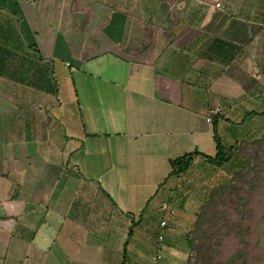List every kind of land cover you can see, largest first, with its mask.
Returning <instances> with one entry per match:
<instances>
[{"label":"crops","instance_id":"0c3cea01","mask_svg":"<svg viewBox=\"0 0 264 264\" xmlns=\"http://www.w3.org/2000/svg\"><path fill=\"white\" fill-rule=\"evenodd\" d=\"M263 149L264 0H0V264H190Z\"/></svg>","mask_w":264,"mask_h":264},{"label":"rangeland","instance_id":"374dc122","mask_svg":"<svg viewBox=\"0 0 264 264\" xmlns=\"http://www.w3.org/2000/svg\"><path fill=\"white\" fill-rule=\"evenodd\" d=\"M264 156V149L261 151ZM264 163H258V169L237 175V191L232 197L225 198V204L219 206L220 217L209 210L208 219L218 222L221 260L226 259L238 248L246 254L241 264H264ZM236 188V187H235ZM217 218V219H216ZM233 223L235 226H233Z\"/></svg>","mask_w":264,"mask_h":264},{"label":"trees","instance_id":"16d2710c","mask_svg":"<svg viewBox=\"0 0 264 264\" xmlns=\"http://www.w3.org/2000/svg\"><path fill=\"white\" fill-rule=\"evenodd\" d=\"M218 145V153L215 157L208 156L204 154L209 160L215 163H222L229 154L226 152L225 148L222 146V143L217 141ZM201 153L198 150L185 153L179 157L172 158L170 161L171 164V175H179L186 172L193 160L194 157ZM228 154V155H227ZM241 173H237L233 181L227 185L221 186L215 189L209 202L204 206L203 210L199 215L198 222L193 231L192 237L190 239V244L193 249V258L190 264H241L247 263L244 261V255L246 252L240 250L239 248L232 253L229 257L224 260H221L220 252H221V243L222 240L220 238H215L220 234L221 228H217L218 222L213 219H208L209 210L214 209V214H218L220 217L223 216V213H219V206L224 205L226 202L225 198H231L232 200L235 198L232 197V192L237 191V186H235L237 175ZM236 187V188H235ZM217 219V218H216ZM233 226L235 224L233 223Z\"/></svg>","mask_w":264,"mask_h":264},{"label":"built area","instance_id":"2783aa9c","mask_svg":"<svg viewBox=\"0 0 264 264\" xmlns=\"http://www.w3.org/2000/svg\"><path fill=\"white\" fill-rule=\"evenodd\" d=\"M220 5H221V3H217V6H220ZM220 111H221L220 107L213 109L211 111V114L207 117V121H209V122L212 121L214 119V115L219 113ZM164 208L170 212H174L173 209L168 205H164ZM167 224H168V222L166 220L161 221V227H165ZM163 238H164V234L161 233L159 235V239L163 240ZM162 259H163V254L160 251H158L157 253H155L153 255V257L151 259V264H161Z\"/></svg>","mask_w":264,"mask_h":264}]
</instances>
